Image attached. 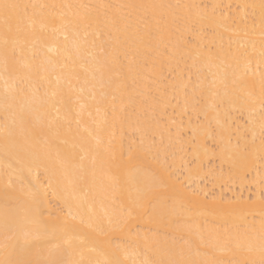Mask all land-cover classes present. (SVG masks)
Wrapping results in <instances>:
<instances>
[{"label": "bare ground", "instance_id": "obj_1", "mask_svg": "<svg viewBox=\"0 0 264 264\" xmlns=\"http://www.w3.org/2000/svg\"><path fill=\"white\" fill-rule=\"evenodd\" d=\"M0 3V260L264 264V0Z\"/></svg>", "mask_w": 264, "mask_h": 264}, {"label": "snow or ice", "instance_id": "obj_2", "mask_svg": "<svg viewBox=\"0 0 264 264\" xmlns=\"http://www.w3.org/2000/svg\"><path fill=\"white\" fill-rule=\"evenodd\" d=\"M20 5L17 4H11V3H0V11H2V14L6 21L16 16L17 10L20 8ZM0 264H8L5 260H0ZM109 264H118V262H109Z\"/></svg>", "mask_w": 264, "mask_h": 264}]
</instances>
